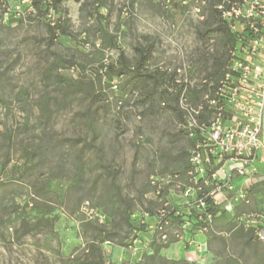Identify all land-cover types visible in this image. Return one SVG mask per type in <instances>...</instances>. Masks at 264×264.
Masks as SVG:
<instances>
[{
  "label": "rangeland",
  "instance_id": "374dc122",
  "mask_svg": "<svg viewBox=\"0 0 264 264\" xmlns=\"http://www.w3.org/2000/svg\"><path fill=\"white\" fill-rule=\"evenodd\" d=\"M94 1L60 0L57 10L44 14L30 0H3L0 264H89L86 242L101 229L113 234L101 244L105 264H127L130 251L118 242L130 243L137 233L149 242L155 218L167 208L188 216L171 177L192 149L175 93L163 88L166 81L148 110V102L137 103L138 92L122 85L125 77L114 79L100 64H116L122 51L132 65L134 47L141 45L151 48L148 71L168 74L185 60L194 84L207 75L218 78L214 58L224 63L227 50L219 46L220 35L208 41L198 35L219 23L218 0ZM55 20L61 27L52 38L46 24ZM98 24L115 34L116 48L98 50ZM198 95L189 100L195 104ZM259 172L264 175V163ZM257 185L249 207L264 211V181ZM218 229L206 254L203 236L186 228L184 239L173 242L185 257L150 255L142 247L132 264H264V243L250 231L226 220Z\"/></svg>",
  "mask_w": 264,
  "mask_h": 264
},
{
  "label": "built area",
  "instance_id": "2783aa9c",
  "mask_svg": "<svg viewBox=\"0 0 264 264\" xmlns=\"http://www.w3.org/2000/svg\"><path fill=\"white\" fill-rule=\"evenodd\" d=\"M215 9L220 22L234 35L222 76L194 84L189 62L183 60L170 68L173 84L180 88L177 105L183 113V127L189 137H196L189 154L187 182L174 180L176 175L173 182L182 191L187 211H199L200 225L195 234H204L211 224L212 214L205 211L206 199L211 198L231 213L236 226L253 228L256 237L264 242V211H235L236 204L250 203L251 187L263 181L259 165L264 163V0H218ZM191 89L199 91L195 104L189 100ZM235 179L243 183L236 185ZM164 213L163 210L155 218L153 232H158L160 242H167L170 236L182 241L181 231L188 223L175 228L164 220ZM185 241L195 242V248L202 252V243L187 238ZM147 243L134 238L126 247L130 251L126 263L132 264L133 258L139 261L137 252L142 247L151 254Z\"/></svg>",
  "mask_w": 264,
  "mask_h": 264
},
{
  "label": "trees",
  "instance_id": "16d2710c",
  "mask_svg": "<svg viewBox=\"0 0 264 264\" xmlns=\"http://www.w3.org/2000/svg\"><path fill=\"white\" fill-rule=\"evenodd\" d=\"M30 1H31L30 7L34 11H36V13H44V14H47L50 9L57 10V8L59 7L58 3L60 2V0H30ZM44 1H48V4H44ZM97 2L98 0L94 1L95 4ZM3 5H4L3 0H0V21L2 18L3 12L6 11ZM44 5H46V8L43 10ZM84 5L85 4H82L80 6V11L83 10ZM215 11L217 12V10ZM63 12H66V10L64 9ZM60 27L61 26L58 20L51 21L46 24L47 32L52 38L59 31ZM88 29L89 28L87 27L83 31H87ZM64 31L65 30H61V33H64ZM95 32H96V36H97V39L100 45L98 48L99 51H102L105 47H109V48L117 47L115 34L111 33L105 26H103L102 24H98L95 27ZM214 34L220 35L219 46L227 50L228 47L233 42L234 35L229 31L227 26L221 23L220 21L215 26L214 29H208V30L198 33L199 37L204 41L206 40L208 41L210 37ZM219 46L217 45L216 47H219ZM150 49H151L150 47H144L141 45L135 46L134 50L137 56H136L135 62L132 65H129L126 62V57L124 56L122 51H120L118 54V61L116 62V64H113V63H108V64L101 63L100 64V67H103L105 68V70L112 71L114 73L115 75L114 79H116L115 77H125L122 85H127L132 92H138L140 96L137 99V103L140 105H143L148 102L149 103V106L147 108L148 110H151L155 106V103L158 100L157 95L159 94V87H163L166 81H167V85L164 86L163 88L167 87V91L171 93L173 91L175 93V97L177 98V100H178L179 89H180L178 86L176 85L174 86L173 84L174 73L172 71L166 74L167 72H164V70H155L152 72L146 70V66L151 57ZM204 51L206 52L207 49H205ZM204 57L205 55L200 59L201 62L207 61L206 58ZM73 63L74 62L71 60L69 61V64L66 66L68 68H72L74 66ZM223 64L224 63H222V61H219L217 58H214V63H213V65H215L214 72L215 73L217 72L216 69L221 68L220 70H222ZM55 65L58 68L66 67L62 63H57V61H55ZM209 78L212 79L211 75H207L206 79H209ZM114 79L112 78L111 80H109V83L113 81ZM117 87H118V83L115 84V88ZM198 93H199L198 90L191 89L190 95H193V94L197 95ZM119 103L121 102L119 101ZM176 110L181 115L183 114L178 108V105L176 106ZM184 132L187 134L186 130H184ZM189 139L193 146L195 143L196 137H190ZM188 167H189V156L187 153V159H186L185 165L183 166L182 170L172 172V175H171L172 180L174 176L176 175V178L174 180L181 181L180 179H182V181L186 183L187 182L186 174H187ZM154 189H157V188L154 186L153 190ZM253 192H254V186H252L249 191L250 197L251 195H253ZM206 202H207V205H206L205 211L210 212L212 214L211 224L207 228V230L204 232V234L207 235L208 242H210L212 239H218V237H220V236H217V234L215 233L214 227L216 226L219 228L218 229L219 231H222L223 222L226 220L227 224L231 228H235V229L237 228V229H242L245 231H250L255 240H257L258 242L264 243L263 241H260L256 237L253 228L251 227L246 228L244 226H236L233 221V217L231 213L223 209L220 205L214 204L211 198H207ZM248 210H255V209H250L249 204H245L244 202H240L235 205L236 212H242V211H248ZM177 212L178 211L175 210V208L165 209L164 220H168L169 223L172 224L173 227L175 228H179L183 222H187L188 231L195 234L198 226L200 225V222H198L197 220V215L199 214V211L195 209H191V211L188 212V216L186 217H183L179 213L177 214ZM139 237L140 236L138 233L134 236V238H139ZM139 239L141 243L143 244L145 243L144 241H142L141 238ZM105 241H113V234L101 229L97 235H94L93 238H91L90 240L86 242L85 249L89 253L87 256L90 255L91 258L93 259L91 262H89V264H105L103 248L101 246V244ZM175 241L177 240H175L172 236H170V239L167 242H160L158 239V232L155 231V232H152V234L150 235L149 242L147 243L146 246L148 247V249L152 251L150 255H154L158 253L162 248L167 247L169 244ZM118 243L120 246L125 247V248L130 244V243L126 244L122 241ZM144 250L147 252V249H144ZM235 261H237V259H235ZM234 263L239 264L238 261L237 263L236 262Z\"/></svg>",
  "mask_w": 264,
  "mask_h": 264
},
{
  "label": "crops",
  "instance_id": "0c3cea01",
  "mask_svg": "<svg viewBox=\"0 0 264 264\" xmlns=\"http://www.w3.org/2000/svg\"><path fill=\"white\" fill-rule=\"evenodd\" d=\"M256 185H254V188ZM257 187H258V185H257ZM201 235L203 236V238L201 240L202 244L204 245L203 253L206 254L208 252V249H207L208 238H207V235H205V234H201ZM174 244L175 243L171 244L168 248H164V249L162 248L160 250V254L166 255V256H168V255L172 256L173 255V256H177V257H181V258L185 257L187 252L186 251H180V248ZM215 254H219V252H215Z\"/></svg>",
  "mask_w": 264,
  "mask_h": 264
},
{
  "label": "water",
  "instance_id": "95a60500",
  "mask_svg": "<svg viewBox=\"0 0 264 264\" xmlns=\"http://www.w3.org/2000/svg\"><path fill=\"white\" fill-rule=\"evenodd\" d=\"M261 118H262L261 141L264 145V97H263V106H262ZM262 180L264 181V175L262 176Z\"/></svg>",
  "mask_w": 264,
  "mask_h": 264
},
{
  "label": "flooded vegetation",
  "instance_id": "af4514ba",
  "mask_svg": "<svg viewBox=\"0 0 264 264\" xmlns=\"http://www.w3.org/2000/svg\"><path fill=\"white\" fill-rule=\"evenodd\" d=\"M222 76V70H220L219 74H218V78Z\"/></svg>",
  "mask_w": 264,
  "mask_h": 264
}]
</instances>
